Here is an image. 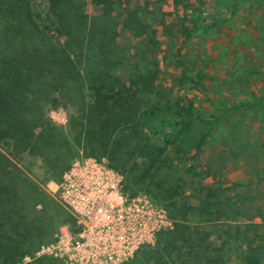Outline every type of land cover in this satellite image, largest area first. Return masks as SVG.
Listing matches in <instances>:
<instances>
[{"label": "trees", "instance_id": "obj_1", "mask_svg": "<svg viewBox=\"0 0 264 264\" xmlns=\"http://www.w3.org/2000/svg\"><path fill=\"white\" fill-rule=\"evenodd\" d=\"M155 1L46 0L49 23L42 28L33 17L31 0H0V264H22L24 256L51 239L56 224L59 228L73 223L69 211L14 157L41 161L49 179L58 181L77 150L107 158L126 180L137 185L124 183L125 189H140L154 201H162L173 220L171 228L159 231L154 245H144L128 264L181 260L193 207L185 200L174 201L181 193L154 179L151 171L167 147L177 144L181 148L177 141L185 142L180 137L189 130L193 117L171 100L136 111L134 94L118 85L113 74L119 25L140 35L139 10ZM173 4L186 6L183 0H173ZM90 5L96 7L95 13ZM237 6L231 4V16ZM116 9L122 11L121 21L114 18ZM180 20L184 37L205 34L219 23L197 24L186 11ZM242 73L264 74L253 68H243ZM85 89L91 92L90 99H86ZM54 94L77 105L78 113L69 115L66 126L50 120L43 107ZM248 113L264 115V99L239 101L223 109L216 122L189 146L191 156L198 154L222 117L235 119ZM145 132L161 135L163 146L153 147ZM138 157L143 158L142 166L135 160ZM129 163V173L139 169V175L123 172ZM235 241L246 244L241 264H263L264 242L247 239L245 234L237 235ZM211 263L207 259L206 264Z\"/></svg>", "mask_w": 264, "mask_h": 264}, {"label": "rangeland", "instance_id": "obj_2", "mask_svg": "<svg viewBox=\"0 0 264 264\" xmlns=\"http://www.w3.org/2000/svg\"><path fill=\"white\" fill-rule=\"evenodd\" d=\"M31 1L33 17L43 28L49 23L46 0ZM183 3L186 6H174L173 0H156L141 8L140 35L119 25L113 74L118 85L134 94L136 111L171 100L193 117L189 130L180 137L185 142L177 141L181 148L177 144L167 147L151 171L154 179L181 193L174 201L185 200L193 207L188 214L191 231L184 243L183 256L170 264H206L207 259L211 264H241L246 244L243 242L241 246L235 241L237 235L245 234L247 239L264 242V115L222 117L196 156H191L189 146L216 122L223 109L239 101L264 99V74L242 73L243 68L264 72V0H183ZM233 3L238 6L231 16ZM90 9L92 13L97 11L94 5ZM184 11L191 13L197 24L219 23L210 32L184 37L180 32V16ZM114 18L121 21L120 9L115 10ZM90 93L85 89L86 99H90ZM58 97L61 100L55 101ZM50 98L43 106L47 116L66 126L69 115L78 113L77 105L59 94ZM145 135L153 147L163 146L161 135L148 132ZM87 156L90 155L77 150L63 172L75 158ZM14 159L66 208L57 190L62 175L53 181L41 161L22 155ZM97 159L118 172L123 184L137 188L107 158ZM135 160L142 166L143 158ZM130 166L127 164L123 172L139 175V169L129 173ZM161 202L157 204L167 214ZM167 217L173 224L168 214ZM35 252L24 256L21 263L69 264L50 256L39 258ZM261 257L264 264V251Z\"/></svg>", "mask_w": 264, "mask_h": 264}, {"label": "built area", "instance_id": "obj_3", "mask_svg": "<svg viewBox=\"0 0 264 264\" xmlns=\"http://www.w3.org/2000/svg\"><path fill=\"white\" fill-rule=\"evenodd\" d=\"M57 190L73 223L61 225L38 247L37 257L69 264H128L139 249L156 241L159 231L173 226L156 201L140 189H125L118 172L96 157L75 158Z\"/></svg>", "mask_w": 264, "mask_h": 264}]
</instances>
